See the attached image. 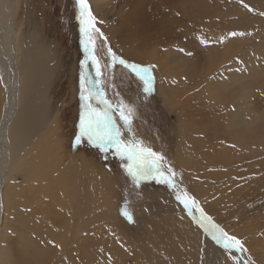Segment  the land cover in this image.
Listing matches in <instances>:
<instances>
[{
  "label": "rangeland",
  "instance_id": "1",
  "mask_svg": "<svg viewBox=\"0 0 264 264\" xmlns=\"http://www.w3.org/2000/svg\"><path fill=\"white\" fill-rule=\"evenodd\" d=\"M138 1L140 0H115L114 3L108 2L105 5L101 2L104 6L96 8L92 0H89L93 14L98 21L103 22L98 23L97 27L107 37L108 46L117 57L128 63L134 62L128 60L124 54V41L119 40L117 35L114 37L110 29L119 28V15L124 10V5L133 3L135 6ZM11 2L15 6L14 27L18 37L30 45L31 39H37V42L53 49L56 73L49 89L52 107L49 116L60 121L59 133L64 136V141L68 139L65 141V159L72 158L78 168V175L66 182L65 188L71 189L75 197L70 194L67 200L64 187H48L43 193L29 194V190L24 189L22 175L17 176V182H14L10 177L11 173H3V177H0V202L4 204L0 216V254L3 246L9 247L14 253L18 252L19 240L23 251L26 248L37 251L29 264H207L210 242L214 244L213 255L217 264H246L249 258L255 264H264V155L259 153L253 159L252 167H246L247 171L252 169V172L247 174L241 173L237 165L228 167L225 160H222L219 167L200 166L182 172L174 156L178 139L175 125L177 118L173 113L162 111L161 98L157 93L160 72L156 68L161 69L162 60H157L158 67L134 63L151 68L154 77L153 91L146 94L143 91V82L133 72L118 63L113 67L108 66L111 61L103 50L102 42L98 40L95 54L101 61L102 71L98 90L102 93L104 89L106 92V100L114 109L110 114L116 126L121 129L123 139L126 142L132 138L141 141L144 146L164 157L163 170L166 174L169 166L175 172V189L166 183H157L154 179L144 180L136 188L124 171L123 165L127 161L117 157L114 149L109 148L102 152L88 143L86 137L79 145L74 143L75 136L79 134L82 111V72L87 80L85 88H91L93 93L97 92L94 87L97 77L91 60L82 67L86 54L81 44L80 24L74 0ZM176 2L174 15L164 10V23L160 26L161 31L179 38L174 48L180 51L178 54L182 53V62L186 65L188 80L175 83L169 81L173 98L180 101L178 91H186L190 99L192 91H201L202 86L194 87L193 84L199 83L197 77L204 72L202 63L208 58L214 62L218 71L225 66L226 61L232 60L233 69L238 72L241 81L249 86L248 89H253V101L257 108L264 110V0ZM233 32H242L245 35L232 36ZM159 45L164 47V41ZM129 54L134 56L133 53ZM220 60H223V66H217ZM186 81L192 83L189 88L185 87ZM246 89L244 87L236 90L238 100L246 94ZM2 95L1 92L0 115L3 102L6 101ZM121 101L134 109L131 131L123 126L119 112L115 111ZM91 103L93 107L104 109V105L95 98ZM190 105L195 118L202 121L203 127L208 129L207 134L211 135V127L205 121V114L210 113L204 111L205 107L197 101H192ZM196 113H199V118ZM225 136L227 135L222 132L220 138L227 141ZM257 136V142L260 140L264 144V132L260 127L257 129ZM81 154L88 161H95L98 173L101 171L105 174L110 185L90 172ZM202 157L203 151L200 152L198 160ZM79 162L81 166L86 165L87 169L81 168ZM65 166L61 165V172ZM251 181L254 182L253 185L241 187V184ZM91 184L94 187L91 188ZM41 185L44 184L36 187L40 188ZM179 185L189 189L194 195L192 198L196 199L199 207L213 223L241 239L244 245L247 244L248 251L228 252L218 245L194 221L190 211L197 217L199 213L195 209H185L176 199L177 192H184ZM12 189L16 190V197L12 195ZM38 194H41L40 199L44 198L45 211H42L40 200L32 199ZM89 194L98 199L99 210L91 207ZM71 203L72 209L68 210L67 206ZM111 203L116 210L118 225L100 219L111 211ZM125 208L131 214L132 222L122 215ZM40 213H43L45 220H28L29 215L41 217ZM116 227L120 230L119 233ZM121 235L127 238L126 243L121 240ZM73 239L76 240L77 250L73 246ZM172 250H179L183 254L190 252V257L186 262L165 261L164 256Z\"/></svg>",
  "mask_w": 264,
  "mask_h": 264
},
{
  "label": "bare ground",
  "instance_id": "2",
  "mask_svg": "<svg viewBox=\"0 0 264 264\" xmlns=\"http://www.w3.org/2000/svg\"><path fill=\"white\" fill-rule=\"evenodd\" d=\"M176 1L140 0L135 6L133 3L125 4L124 10L119 15L121 21L119 28L111 27L110 32L114 37L117 35L119 40L124 41L123 51L128 60L151 67H158L157 60L159 58L162 60V70L156 68L160 72L157 93L161 98L162 111L173 113L177 118L175 125L178 139L174 147V156L182 172L200 166L219 167L222 160H225L228 167L237 165L241 173H250L252 169L247 171L246 167L252 165L253 159L257 158L259 153L264 155V144L260 140L257 142V129L260 127L264 132V110L257 108L253 101V89H248L249 86L241 81L238 72L233 69L232 60L226 61L225 66L221 65L223 60H220L217 66L224 68L220 67L218 71L214 62L208 58L202 63L204 72L202 76L197 77L199 83L193 84L194 87L202 86L201 91L199 93L192 91L191 99L186 91H178L180 101L178 102V98H173L169 81L175 83L183 79L188 80L185 73L186 65L182 62V53L178 54L180 51L174 48L179 38L177 39L176 35L169 32L161 31L160 26L164 23L162 16L165 14L164 10L174 15ZM92 2L96 8H101L108 2L114 3L115 0H92ZM15 20V6L11 0H0V97L2 92L3 98H6L0 115V177H3V173H11L10 177L17 182V176L22 175L25 182L24 189H28L29 194L43 193L48 187L53 189L64 187L65 198L68 200L70 194L75 198L71 189L65 186L69 179L78 175V168L72 158L71 160L65 159V147L67 146L65 141L68 139L64 141V136L62 137L59 133L60 121L49 116L52 108L49 89L56 73L53 49L37 42V39L32 40V37L30 38L31 45L28 44L29 42L22 41L16 33ZM194 28L196 29V25ZM162 41H164V47L159 45ZM129 52L134 56H131ZM190 84L192 83L186 81L185 87L189 88ZM244 87L247 88V92L238 100L235 92L238 88ZM102 93L103 98L107 99L104 89ZM191 100L199 102L202 107H205L203 110L210 113L205 114V121H208L211 127V135L207 134L208 129L203 127L202 121L195 118L190 105ZM196 117H200L199 113H196ZM222 132L227 135L225 136L227 141L220 138ZM168 134L172 135V133ZM201 151H203V157L198 160ZM82 154V159L86 162L90 172L106 180L108 184L107 176L101 171H99L101 174L98 173L94 165L95 161H88ZM62 164L66 165L63 172L60 171ZM87 166L80 165L83 169H87ZM42 183L44 185L40 188L36 187ZM253 183V181L243 183L241 187L247 188ZM92 187H94L93 184H91ZM179 187H182L184 192L192 197L193 194L189 189L183 185ZM105 189L107 191V188ZM11 192L16 197V190L12 189ZM89 197L91 207L99 210L98 199L90 194ZM40 198L41 194L32 197L33 200H40L42 211H45L44 198ZM67 208L71 210L72 203ZM2 210H4V204L1 201L0 216ZM110 210L100 219L118 225L116 210L112 207V203ZM40 215L41 217L29 215L28 220H45L43 213ZM116 231L120 232L117 227ZM121 240L126 243L127 238L121 235ZM18 244L20 248L16 253L9 247L3 246L0 264H29L37 251L32 248H26L23 251L19 240ZM73 246L77 247L75 239H73ZM213 249L214 244L208 242L207 264H217ZM179 250H172L170 254L164 256L165 261L186 262L190 257V252L183 254Z\"/></svg>",
  "mask_w": 264,
  "mask_h": 264
},
{
  "label": "snow or ice",
  "instance_id": "3",
  "mask_svg": "<svg viewBox=\"0 0 264 264\" xmlns=\"http://www.w3.org/2000/svg\"><path fill=\"white\" fill-rule=\"evenodd\" d=\"M74 3L77 10V19L80 24L81 44L86 54L82 67L87 65L90 59L92 66L95 68L97 77L94 82V87L97 88V92L93 93L91 88H85V83L87 82L86 76L83 72L81 73L80 100L82 101V111L79 119V134L75 136L74 143L79 145L82 139L86 137L88 143L98 147L102 152H106L109 148L114 149L117 157L122 161H127V163L123 165L124 171L131 178L136 188L140 187L142 181L154 179L157 183H166L170 188L175 189V172L169 166L167 168V174L165 173L163 170L164 157L162 155L144 146L141 141H137L134 138L129 139L127 142L123 139L121 129L116 126L110 114L114 111L111 103L104 99L103 94L98 90L101 83L99 78L102 76V71L101 61L95 54L96 43L98 40L102 42L103 50L111 61L108 66L113 67L118 63L125 69L133 72L143 82V91L146 94L153 91L154 77L151 68L128 63L124 59L117 57L113 53L111 47L108 46L107 37L101 29L97 27L98 23L103 22L98 21L97 17L93 14L89 0H74ZM245 7H247V5H245ZM249 11H251V9H249ZM231 35L243 36L245 34L242 32H233ZM93 98H95L98 103L104 105L103 110L93 107L91 103ZM115 111L119 112L120 119L123 121V126L131 131L132 113L134 109L121 101ZM176 199L183 204L185 209H195L196 212L199 213L197 217L190 211L194 221L224 250L228 252L248 251L241 239L234 235H230L224 229L213 223L211 218L199 207L198 202L187 192H177ZM122 215L126 217L129 222H132V216L126 208ZM246 264H255V262L249 258Z\"/></svg>",
  "mask_w": 264,
  "mask_h": 264
}]
</instances>
